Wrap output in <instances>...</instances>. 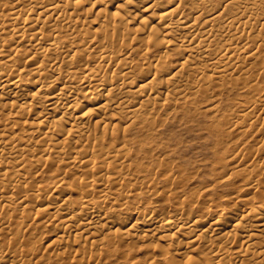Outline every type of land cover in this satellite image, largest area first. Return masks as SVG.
Here are the masks:
<instances>
[{"label":"bare ground","instance_id":"obj_1","mask_svg":"<svg viewBox=\"0 0 264 264\" xmlns=\"http://www.w3.org/2000/svg\"><path fill=\"white\" fill-rule=\"evenodd\" d=\"M0 264H264V0H0Z\"/></svg>","mask_w":264,"mask_h":264},{"label":"rangeland","instance_id":"obj_2","mask_svg":"<svg viewBox=\"0 0 264 264\" xmlns=\"http://www.w3.org/2000/svg\"><path fill=\"white\" fill-rule=\"evenodd\" d=\"M193 126H195V130H192L191 132L189 130L186 131L180 129L177 126L173 128V130L178 134V137L180 138L178 148L171 156L174 158H171L173 159L172 161L174 162V165L177 164V166H179V170L175 167L179 173L176 169V172L173 173H177L182 176L185 175L186 177L183 176L182 182L167 185L160 182V180H157L156 187L159 192L153 198L155 202L153 203V205H151V207H154L157 212L168 211L170 213H174L171 205H173L175 201H178V204L181 203L182 206H184L183 209L185 212L190 210L192 204L200 205L201 198L197 196L198 192H200L206 184H209L211 178L220 170H215V168H213L211 165L213 164L212 160L215 161V159L213 156V152L210 150L209 145H207L206 141L204 140V137L201 138L196 135L198 132L196 133L195 131H198V128H200V126L197 125L198 128L196 127V125ZM159 189H167V191H165L166 194L160 193L161 190ZM231 189L232 187L230 186H219L218 188L213 190L209 189L207 192L208 195L206 194V196L211 199L212 204L215 205L214 203H218V201L220 200L219 197L221 198V196L230 193ZM193 190L196 191L194 192ZM172 191L174 192V194ZM189 192H191V195L189 194ZM177 194L179 195V197H177ZM220 207L221 206H218V210H216L217 212H221V210H224V207Z\"/></svg>","mask_w":264,"mask_h":264}]
</instances>
